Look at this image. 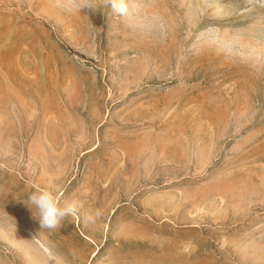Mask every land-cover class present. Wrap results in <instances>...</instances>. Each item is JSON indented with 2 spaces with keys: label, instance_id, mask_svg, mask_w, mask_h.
Masks as SVG:
<instances>
[{
  "label": "rangeland",
  "instance_id": "rangeland-1",
  "mask_svg": "<svg viewBox=\"0 0 264 264\" xmlns=\"http://www.w3.org/2000/svg\"><path fill=\"white\" fill-rule=\"evenodd\" d=\"M128 4L0 0V264H264V0Z\"/></svg>",
  "mask_w": 264,
  "mask_h": 264
},
{
  "label": "clouds",
  "instance_id": "clouds-1",
  "mask_svg": "<svg viewBox=\"0 0 264 264\" xmlns=\"http://www.w3.org/2000/svg\"><path fill=\"white\" fill-rule=\"evenodd\" d=\"M107 6L115 15L126 17L130 14L128 0H107ZM23 204L38 223V229H55L66 217L77 214V206L74 201L61 204L55 192L40 186L33 187V190L28 194L27 203L23 202ZM98 215V212L87 213L84 219L93 222Z\"/></svg>",
  "mask_w": 264,
  "mask_h": 264
}]
</instances>
